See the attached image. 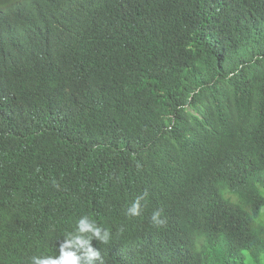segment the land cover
Segmentation results:
<instances>
[{"label":"trees","instance_id":"obj_1","mask_svg":"<svg viewBox=\"0 0 264 264\" xmlns=\"http://www.w3.org/2000/svg\"><path fill=\"white\" fill-rule=\"evenodd\" d=\"M261 187L264 0H0V264H264Z\"/></svg>","mask_w":264,"mask_h":264},{"label":"clouds","instance_id":"obj_2","mask_svg":"<svg viewBox=\"0 0 264 264\" xmlns=\"http://www.w3.org/2000/svg\"><path fill=\"white\" fill-rule=\"evenodd\" d=\"M144 193L138 196L127 209V216H140L141 215V200L144 199ZM161 213L159 211L153 212L151 221L154 225H161L164 221L160 218ZM122 231V229H121ZM77 235L73 233L66 234L64 242L59 245L58 257H44V256H32L30 258V264H104L103 258L99 251L92 248L91 242L93 239L98 240L100 243L107 244L110 240V232L107 229H103L98 226L94 220L89 222L88 216H83V219H79L75 230ZM69 249L85 250L83 254L78 255L77 251H71Z\"/></svg>","mask_w":264,"mask_h":264},{"label":"rangeland","instance_id":"obj_3","mask_svg":"<svg viewBox=\"0 0 264 264\" xmlns=\"http://www.w3.org/2000/svg\"><path fill=\"white\" fill-rule=\"evenodd\" d=\"M262 193L264 195V187H261ZM261 220L264 222V206L262 207V215H261ZM247 263L248 264H254L252 263L251 259L247 258Z\"/></svg>","mask_w":264,"mask_h":264}]
</instances>
